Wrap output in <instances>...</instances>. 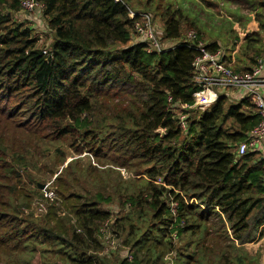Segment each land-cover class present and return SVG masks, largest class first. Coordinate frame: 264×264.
Segmentation results:
<instances>
[{
    "label": "trees",
    "instance_id": "trees-1",
    "mask_svg": "<svg viewBox=\"0 0 264 264\" xmlns=\"http://www.w3.org/2000/svg\"><path fill=\"white\" fill-rule=\"evenodd\" d=\"M23 1L39 5L52 38L47 48L38 45L31 26L13 19L26 11ZM130 1L0 0V91L6 102L23 98L7 114L0 109V261L29 264L21 258L38 254L41 264H257L234 243L264 234V160L258 152L238 156L235 149L260 117L249 101L229 104L220 97L202 115L184 111L189 117L182 131L176 113L198 91L195 45L203 42L210 53L220 45L205 41L195 12L166 6L160 15L166 49L147 53L134 39L127 8L148 12ZM190 31L196 37L186 47ZM257 35L242 45L252 51L251 67L264 61ZM222 60L235 72L251 68L236 66L225 53ZM24 106L30 120H15ZM60 139L136 177L117 197V215L106 208L115 194L100 188L80 193L69 174L61 195L64 218L52 208L25 217L32 197L37 201L42 193L19 194L14 166L28 164L29 150L40 142ZM106 236L120 241L129 258L115 263Z\"/></svg>",
    "mask_w": 264,
    "mask_h": 264
},
{
    "label": "rangeland",
    "instance_id": "rangeland-1",
    "mask_svg": "<svg viewBox=\"0 0 264 264\" xmlns=\"http://www.w3.org/2000/svg\"><path fill=\"white\" fill-rule=\"evenodd\" d=\"M209 2H214L216 0H208ZM131 7L134 9H138L141 11H147L154 18V24L156 28V34L161 38L163 23L161 21V13L166 6H170L173 9L180 8L183 13H189L191 10L194 15H198L201 20L202 26L207 29L208 33L213 34V30L215 35L219 34V31L222 29H216L214 26L216 23H221L223 26L231 28L232 26V18L230 19L228 15L223 11L225 10H233L234 8H238V12L242 17V22L246 25H252V22L256 25L262 24L264 25V0H256L254 6H250L252 2L249 0H241L240 4L233 5L230 4H220V6L213 8L212 13L213 17L209 18L208 15L203 10V5L194 4V0H131ZM213 4V3H212ZM219 5V4H218ZM203 6V7H202ZM255 8V9H254ZM215 13H214V12ZM40 11L37 9L34 11H22L13 14V19L19 23H26L31 26L34 30V33L37 35L39 39V46H44L47 48L51 41V33L46 28L45 19L39 14ZM219 17H218V16ZM249 19V20H248ZM257 20L254 22L253 20ZM211 25V26H210ZM209 26L213 29L211 30ZM258 27V26H256ZM242 28H245L242 26ZM228 29V28H227ZM245 30V29H244ZM229 33L230 30L228 29ZM249 31V30H248ZM261 41L258 46L262 47L264 45V30H260ZM259 32V31H258ZM209 34V36H210ZM226 35H229L226 33ZM239 37L245 36V34H238ZM225 36V34H224ZM223 39H226L225 37ZM235 35L229 36V39H234ZM220 38V36H219ZM223 40L221 39V45L223 44ZM164 46L167 45V42L162 43ZM235 45V43H234ZM171 46V45H169ZM222 46L225 47L223 44ZM222 52V51H221ZM263 56V55H261ZM241 93L237 91H229L228 92V103L229 104H237L238 99L241 97ZM23 101V98H14L13 96L6 102L2 98V92L0 91V109H7L4 113L17 108L18 103ZM242 100H240L241 102ZM19 107V106H18ZM27 106L19 111L17 116L14 118L17 121H28L29 112L26 111ZM21 112V113H20ZM1 124V123H0ZM1 130V129H0ZM2 131V130H1ZM3 136L5 133L3 132ZM7 135V134H6ZM12 132L9 134V138L11 137ZM6 140V138H5ZM26 141V138L23 139ZM52 140V139H51ZM46 140L39 143L38 148H34L29 150V153L32 154L31 158H28L29 162L23 167L18 168V166H14L18 172L16 174L19 176V179L16 178L14 181L18 183L19 194L26 195L30 194L32 196L33 191H37V193H43V191L51 189L53 192L55 191V199L52 203L47 204L46 212H40L39 206L35 201V197L33 196L31 199L30 209L25 213V217L29 212L34 213L39 217L44 216L49 209L57 210V217L61 218L65 211L62 208V193H67L64 190L63 185H67V176L71 174L69 180L75 186L76 190L80 193H84V191L88 192V196L98 192L99 188L103 189V193H113L115 194L113 197L112 203L108 204L106 208L110 211L113 216L117 215V211H119V205L117 204V197H122V195L126 194V185L128 187V182L132 183L133 181H137L132 173H129L126 169H118L109 167L106 165V161L111 160H98L95 159L92 153L89 151V148H85L84 146L77 145L76 142H73L71 139L59 141H51ZM38 149V150H36ZM107 147H105V151ZM113 155V154H112ZM9 162V161H8ZM106 165V166H105ZM69 167V169H67ZM94 171H97L95 173ZM96 178V179H95ZM102 179L98 181L97 179ZM59 179V180H58ZM75 179V180H74ZM19 181V182H18ZM112 182L113 188H110L109 182ZM39 186V187H38ZM116 187V188H115ZM83 191V192H82ZM30 192V193H28ZM58 193V195H57ZM64 212V213H63ZM64 218V217H62ZM123 235V239L125 238V234ZM254 240L252 242L237 245L235 242L234 245L239 247L238 249L241 253L247 255L249 261L256 262L257 264H264V234L259 235V233L253 234ZM116 241V239H114ZM106 241H104L106 248ZM117 246L113 251L111 258L116 263L120 257H128V250L123 249L121 247L120 241H116ZM229 245V244H227ZM115 251V252H114ZM107 252V251H106ZM103 253V252H102ZM105 253V250H104ZM110 254V253H109ZM102 255V254H101ZM111 255V254H110ZM170 257V256H169ZM169 257H166L165 260L168 261ZM25 262L29 261V264H41L39 255L37 254L35 257L31 258H21ZM16 262L10 260H5V262H1L0 264H8ZM20 264V263H19Z\"/></svg>",
    "mask_w": 264,
    "mask_h": 264
},
{
    "label": "built area",
    "instance_id": "built-area-1",
    "mask_svg": "<svg viewBox=\"0 0 264 264\" xmlns=\"http://www.w3.org/2000/svg\"><path fill=\"white\" fill-rule=\"evenodd\" d=\"M125 6V0H113ZM22 7L26 11H34L39 5L32 1H23ZM128 17L132 22V32L134 39L146 46L147 53H161L166 49L156 34L153 17L148 13L136 12L129 8ZM196 34L193 31L187 33L184 43L189 47L195 40ZM177 46V45H176ZM175 45L169 46L174 49ZM198 51L197 57L192 63V83L198 88L193 96L191 105H183L180 108L183 112L176 113L179 128L182 131L187 129V119L189 114L184 111H193L196 115L209 112L220 97L228 98L229 91L241 93L240 100L249 101L260 117L259 124L247 134L245 142L237 145L235 151L238 156L247 152H258L264 160V61L258 59L256 65L248 71L235 72L229 64L222 60L223 53L219 50L210 53L206 50L205 44L198 41L195 45ZM170 101V99L168 100ZM55 194L51 189L43 191L41 197L36 201L39 211L45 213L46 206L52 203ZM108 248L115 249L117 242L105 237ZM129 258V257H127Z\"/></svg>",
    "mask_w": 264,
    "mask_h": 264
},
{
    "label": "crops",
    "instance_id": "crops-1",
    "mask_svg": "<svg viewBox=\"0 0 264 264\" xmlns=\"http://www.w3.org/2000/svg\"><path fill=\"white\" fill-rule=\"evenodd\" d=\"M256 0H249V2H252V4L250 6H254ZM213 3V4H212ZM230 4L232 3L233 5H237L241 3V0H216L214 2H209L210 5L204 4L203 10L206 13V15L209 16V18H211V16H213L214 14L212 13V9L220 6V4ZM219 4V5H218ZM255 9V8H254ZM223 11L226 13V15H228V17L232 20V26L231 28L223 26L221 23H216L214 26L216 29H222L219 31L218 35H215L214 30L209 26V28L211 30H213V34L208 33L207 29L204 28L205 30V41L207 43H212V42H217L220 45V51H222L223 55L225 53V57L229 60L230 62L235 64L236 66L239 67H251L252 66V62H251V58H252V51L251 52H247L246 50L243 49V44H244V39L246 36H250V35H254V34H258L260 36V29H259V25H256L255 23L252 22V25H246L244 22H242V17L240 15V13L238 12V8H234L233 10H225L223 9ZM214 12V11H213ZM215 13V12H214ZM218 16V15H217ZM219 17V16H218ZM249 20V19H248ZM254 22H257V20H253ZM242 26H244L245 28H242ZM258 26V27H256ZM230 30V33L228 31V29ZM245 29V30H244ZM249 30V31H248ZM259 31V32H258ZM229 34V35H226ZM245 34V36H241L239 37L238 34ZM210 34V36H209ZM225 34V36H224ZM231 34L235 37L234 39H229V36H231ZM220 36V38H219ZM225 37L226 39H223L222 37ZM221 39L224 41L223 44L225 45L222 46L221 45ZM235 43V45H234ZM252 44V43H251ZM260 54L263 55L262 57L264 58V45L261 47L260 49ZM227 61V60H226ZM229 62V61H227ZM248 69V68H246Z\"/></svg>",
    "mask_w": 264,
    "mask_h": 264
}]
</instances>
